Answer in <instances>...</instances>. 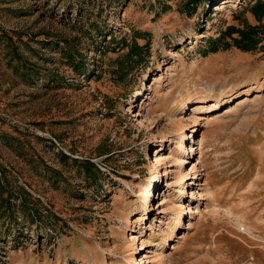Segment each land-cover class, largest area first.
Returning a JSON list of instances; mask_svg holds the SVG:
<instances>
[{
  "label": "rangeland",
  "instance_id": "374dc122",
  "mask_svg": "<svg viewBox=\"0 0 264 264\" xmlns=\"http://www.w3.org/2000/svg\"><path fill=\"white\" fill-rule=\"evenodd\" d=\"M254 1L0 0V264H264Z\"/></svg>",
  "mask_w": 264,
  "mask_h": 264
},
{
  "label": "trees",
  "instance_id": "16d2710c",
  "mask_svg": "<svg viewBox=\"0 0 264 264\" xmlns=\"http://www.w3.org/2000/svg\"><path fill=\"white\" fill-rule=\"evenodd\" d=\"M211 3V0H187V8L189 6H193L197 3ZM248 13L253 17L256 24L255 25H247L244 24L242 28H235L234 26H228L224 32L220 33L219 37L214 40H209L208 42V51L209 52H217L220 48L222 49H228L231 46L239 49L240 51H251L255 49L259 43L263 39L264 35V24L262 23V20L264 19V0H255L249 7H248ZM236 34V37H233V35ZM226 37H228L231 40V43L226 41ZM137 49V48H136ZM131 56H135L137 60L140 59L141 55L140 53H132ZM68 60L70 61V64L76 67L79 70H85V65L83 64V57L82 55L78 53H74L69 51V54H67ZM79 58V62L75 63V58ZM32 161L33 164H39L40 166L43 165V169L52 173V175H56L57 172L55 170L51 169L48 166H45V164L39 159L35 158ZM82 168L85 173V176L88 180H90L92 183H95L98 180V177L100 173L97 171V169L94 168V166L88 162L82 163ZM1 185V184H0ZM22 198V203L20 204V208L22 210V213L26 209V196ZM5 205L4 210L9 214V216H12V204L10 203V200L7 199L6 202L3 203Z\"/></svg>",
  "mask_w": 264,
  "mask_h": 264
},
{
  "label": "built area",
  "instance_id": "2783aa9c",
  "mask_svg": "<svg viewBox=\"0 0 264 264\" xmlns=\"http://www.w3.org/2000/svg\"><path fill=\"white\" fill-rule=\"evenodd\" d=\"M95 165L102 173H109V167L106 166L104 163L97 162Z\"/></svg>",
  "mask_w": 264,
  "mask_h": 264
},
{
  "label": "bare ground",
  "instance_id": "6f19581e",
  "mask_svg": "<svg viewBox=\"0 0 264 264\" xmlns=\"http://www.w3.org/2000/svg\"><path fill=\"white\" fill-rule=\"evenodd\" d=\"M221 6H222V5H221ZM219 8H220V7H219ZM225 105H226V104H225ZM190 150H191L190 153H192L193 150H192L191 147H190ZM190 153L187 154V155H190ZM184 163H185V162H184ZM189 184H191V183H189ZM182 190H183V189H182ZM148 208H150V207H148V204H145V206H144V208H143V212H146ZM133 238H135V237H133V235H130V239L133 240ZM135 262H136V260L134 259L132 264H136ZM137 264H139V263H137Z\"/></svg>",
  "mask_w": 264,
  "mask_h": 264
}]
</instances>
